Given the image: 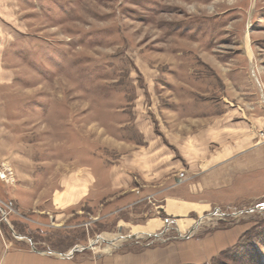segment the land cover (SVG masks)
Here are the masks:
<instances>
[{
	"label": "rangeland",
	"instance_id": "374dc122",
	"mask_svg": "<svg viewBox=\"0 0 264 264\" xmlns=\"http://www.w3.org/2000/svg\"><path fill=\"white\" fill-rule=\"evenodd\" d=\"M0 72V163L14 174L0 180L7 244L56 254L77 246L72 255L88 258L235 227L232 247L252 246L245 259L219 253L203 264H264V119L254 138L248 125L264 114V0H0ZM200 119L226 121L225 140L208 149L232 153L225 184L211 168L190 191L195 209L172 215L161 180L139 164L199 173L176 139ZM82 175L94 184L89 198L61 226H42L58 217L60 184ZM198 184L193 175L184 189Z\"/></svg>",
	"mask_w": 264,
	"mask_h": 264
},
{
	"label": "crops",
	"instance_id": "0c3cea01",
	"mask_svg": "<svg viewBox=\"0 0 264 264\" xmlns=\"http://www.w3.org/2000/svg\"><path fill=\"white\" fill-rule=\"evenodd\" d=\"M0 80H2V72H0ZM258 118L255 121H249V130L252 133L250 138H254V130L262 125L264 114L261 117L262 120ZM2 129H4V117L0 106V146L4 141ZM180 129L181 132L185 129V134L188 135L187 137H181V134L178 132L177 137L179 139H176V144L179 146V150L190 170L199 169V173L193 174L194 176H198V188H191L189 191L184 189L187 180L193 175L189 174L190 176L183 177L172 174V172H167L169 168L166 167V164H161V162L147 165V162H152L153 158L141 161L139 170L144 177L148 173L147 168L154 171V177L159 178L162 183L161 188L156 192L164 193L166 196V207L168 208L171 202V207H174L176 210H170L173 211L170 214L183 216L188 211L194 210L197 206L198 203L194 202L195 198L190 194L194 191L198 192L201 190L203 185L205 187V184L209 181V177L212 176L211 174H207L208 170L210 171L211 168H216V173L219 175L217 176L215 174L218 177V179L216 177L218 185L220 183L225 184L228 168L227 160L232 157V153L228 154L226 147L220 149L217 154L211 155L208 153L211 139L220 143L221 136H224L225 140L227 131L225 120H214L210 122L200 119L196 123L193 121L192 124L182 126ZM189 130H192L191 134ZM245 142H247L246 139L239 144ZM234 149L237 150L236 146ZM256 159L259 162L260 159ZM170 167L171 169H180L178 162L176 164L172 163ZM235 168L241 167H237V164H235ZM115 181V184L121 182L118 178H115ZM60 185V189L56 190L51 202V208L58 211V217L48 220L43 218L40 224L44 227L61 226L62 223L64 224L65 216L63 212L78 205L82 200L89 198L94 187L93 183L88 184L84 175L69 177L68 179L65 178ZM146 188L148 187L146 186ZM201 206L204 205L202 204ZM241 233V230L234 227L225 230H216L200 239H194L189 236L183 240L149 246L136 251L117 250L105 254L93 255L88 258L78 255L64 256L52 251L41 252L33 249L32 246L31 248L13 247L12 244L6 243L0 233V264H203L224 250L232 247L239 239Z\"/></svg>",
	"mask_w": 264,
	"mask_h": 264
},
{
	"label": "built area",
	"instance_id": "2783aa9c",
	"mask_svg": "<svg viewBox=\"0 0 264 264\" xmlns=\"http://www.w3.org/2000/svg\"><path fill=\"white\" fill-rule=\"evenodd\" d=\"M258 136L264 141V126L258 130ZM0 180L6 183L14 181V174L11 166L6 162L0 163Z\"/></svg>",
	"mask_w": 264,
	"mask_h": 264
},
{
	"label": "trees",
	"instance_id": "16d2710c",
	"mask_svg": "<svg viewBox=\"0 0 264 264\" xmlns=\"http://www.w3.org/2000/svg\"><path fill=\"white\" fill-rule=\"evenodd\" d=\"M248 247H252L250 245V241H248V243H244V242L243 243H237L234 247L229 248V249L224 250L223 252H221V254L218 257L220 258V256H221V257L227 258L229 255H233L236 252L237 253L240 252L241 258L245 259L246 249H248ZM243 248H246V249L243 250ZM218 257L216 258L217 260H219Z\"/></svg>",
	"mask_w": 264,
	"mask_h": 264
},
{
	"label": "water",
	"instance_id": "95a60500",
	"mask_svg": "<svg viewBox=\"0 0 264 264\" xmlns=\"http://www.w3.org/2000/svg\"><path fill=\"white\" fill-rule=\"evenodd\" d=\"M247 211H249V210H247ZM194 229V227L193 228H191V230L190 231H192ZM190 231H189V233H190ZM17 237H22V236H20V235H16ZM188 235H183V236H181V237H187ZM129 238H134L135 236L134 235H130V236H128ZM30 243H31V246H32V248L33 249H35V247L33 246V243L30 241ZM82 249H84V248H86L85 246H82L81 247ZM36 250V249H35ZM77 250H80L79 249V247H74V248H72V250L69 252V253H59V254H61V255H64V256H71L75 251H77Z\"/></svg>",
	"mask_w": 264,
	"mask_h": 264
},
{
	"label": "bare ground",
	"instance_id": "6f19581e",
	"mask_svg": "<svg viewBox=\"0 0 264 264\" xmlns=\"http://www.w3.org/2000/svg\"><path fill=\"white\" fill-rule=\"evenodd\" d=\"M171 210H174V211H176L174 207H173V208H171ZM154 222H155V221H154ZM153 224H154V223H152V226H154ZM181 230H182V228H181ZM115 239L118 241V240L122 239V237H121V236H120V237H119V236H117ZM115 239H112V240L114 241ZM110 247H112V246H110V245H109V247H108L107 249L109 250V248H110Z\"/></svg>",
	"mask_w": 264,
	"mask_h": 264
}]
</instances>
